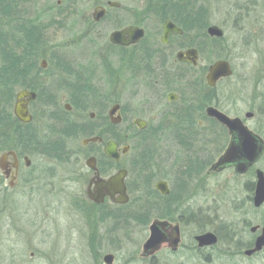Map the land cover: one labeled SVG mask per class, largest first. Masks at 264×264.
I'll return each mask as SVG.
<instances>
[{"label":"rangeland","instance_id":"1","mask_svg":"<svg viewBox=\"0 0 264 264\" xmlns=\"http://www.w3.org/2000/svg\"><path fill=\"white\" fill-rule=\"evenodd\" d=\"M107 1L21 0L20 3L24 10L32 14L45 27L46 55L49 53L61 55L60 57L66 59L74 71H77L79 67L83 68L86 76L90 74L88 78L95 86L97 94H101V98L85 100L82 107L77 105L74 108L71 107L70 119L87 122L90 118L89 113L92 112L94 117L91 122L93 125H102L98 133L107 136L110 134L107 111L111 104L117 102L123 108V121L116 125L114 133L121 136L125 143L131 144L126 138L130 139L132 130L127 132V129H130L129 126H132V120L135 117L147 120L152 129L160 124L171 128L173 118L164 120V115L161 116L165 110L167 115L171 109V105L166 101V93L169 90L175 91L181 97L184 85L190 84V93L186 91V97L191 99L190 103H199L203 100L199 88L206 84L207 69L205 67L223 56L224 47L221 40L216 43H206L204 52L199 57V66L194 71H186L182 77H177V74H181L183 70L167 71L162 68L161 70L165 73L163 78L165 84H163L159 77L161 70L157 65L146 67V64L139 65L138 63L141 62L135 60L133 67L127 66L125 62H120L118 57L125 56L118 53L113 55L112 53H116V50L111 53L107 45V37L111 30L126 26V23H133L144 24L147 28V38L145 43L140 45L141 47H148L150 37L153 42L149 48L159 47L158 20L153 18V15L146 14L142 0H110L119 2L120 8L109 9L106 20L92 22L91 14L94 7L100 4L105 5ZM191 6H193L192 11L199 10L205 14L208 24L222 25L225 6L223 0H195ZM146 17L148 18L144 23L143 20ZM198 41L201 40L198 39ZM149 72L153 73V76ZM153 79L159 80L158 85H154ZM18 89L16 87L13 92L11 111ZM253 92L254 88L250 86L244 91L242 99L231 103V106L225 110L230 117L236 115L240 118H244L246 111L254 112L252 117L244 119L251 130H255L260 121L255 106L249 98ZM63 95L64 92H59V98ZM59 102L63 104L65 101ZM191 119L199 126L211 129L207 133L200 131L202 134L199 138L200 142L195 144V150L198 148L200 151L198 155L200 161L205 162L207 158L210 161L215 160L225 147L227 137L225 138L219 126L207 120V117L202 118V114L198 111H194ZM166 127L158 134H152L150 131V143H145V148L140 150L145 152L144 156L146 152L149 156H153L152 166L159 161L156 163L159 167L164 165L170 169L177 161V164L183 167L187 159L181 148L177 146L171 132H165ZM84 137V135L71 137L68 140L69 149L58 154L55 149L53 150L51 157L58 160L59 167L52 179V184H47L45 187L47 192L28 197L21 193V188L14 187L7 189L6 194L0 197V264H103L101 254L108 250H112L115 256L112 264H146L140 251L144 240L145 224L153 215L146 213V216H142L144 220L131 216V214L137 215L134 211L138 208L139 202L135 201V192H139L140 189H133V203L127 206L129 209L126 213L118 212L116 215H109L105 214V210L100 211L91 205L83 194L86 187V181L84 182L82 178V173H85V162L79 156L87 153L85 148H80ZM131 151L135 154L139 150L134 148ZM34 157L51 158L40 156V154ZM178 157L182 163L179 162ZM127 158H131L130 154ZM132 158L135 157L132 156ZM256 167L264 172V152L257 164L242 174L236 173L233 168L219 173L210 171L206 173L204 166L200 168L198 165L197 169H190L191 177L185 182L186 191L190 192V196L193 195L194 206L203 209L208 207L207 212L210 215L208 227L220 233L221 241L213 252V260L210 264H264V248L257 257L247 258L243 255L222 253L226 251L223 247L235 249L233 244L220 246L227 241L232 242V237L228 238L232 236V232L226 227H222L221 230V224L263 225L264 204L254 208L251 202L253 192H250L246 186L251 181L255 182L254 168ZM205 170H208V167ZM143 175H146V172ZM134 177L133 173V181ZM166 177L169 186L177 187L174 173L169 171ZM156 180L157 178L153 180L152 187ZM4 184L7 185V181H4ZM51 185L52 188H50ZM132 196L133 194L131 198ZM96 237L100 247L95 244ZM113 239L115 242L111 245L109 242ZM248 239L247 235L239 244L244 245Z\"/></svg>","mask_w":264,"mask_h":264},{"label":"flooded vegetation","instance_id":"2","mask_svg":"<svg viewBox=\"0 0 264 264\" xmlns=\"http://www.w3.org/2000/svg\"><path fill=\"white\" fill-rule=\"evenodd\" d=\"M109 1L110 0H108L105 5L100 4L94 7L93 12L97 7L105 9L104 15L99 21L106 20L109 9L120 8L119 2H117V6H110L108 4ZM174 1H178L180 5L186 4L189 0ZM193 1L195 0H192V2ZM223 2L225 6L223 9V21L221 26L208 24L205 20V16L204 20L199 24L197 21H192L191 19L188 20L186 18L187 16L184 17L181 14L175 15L174 18H159L153 15L152 17L158 20L157 23H159V47L149 48V45L153 42L151 39L152 37L149 38V41H151L147 43L148 47H141L140 45L145 43L147 38V28L144 24L137 25L133 23H126V26L115 28L111 30L109 34L112 31L122 30L130 26L143 28V36L135 43L129 45L114 44L109 41L108 34L107 45L111 53L113 50H116V53H112L113 55L118 53V55L122 54L125 56L123 57L120 55L118 57H120L119 61L125 62L127 66L133 67L135 60H138L141 62L138 63L139 65L144 63L147 65L146 67L157 65L160 70L162 68L167 71L183 70L181 74H177V77H182L185 75L186 71H194L199 66L201 52L197 46L198 42L205 41L206 45V43L212 42L213 40H221L224 47L223 56L215 61H225L230 73L218 78L213 86H209L206 82L205 86L201 85L199 93L203 97V100L199 103L192 104L190 103L191 99L186 97V91L190 93V84L184 85L185 91L184 89L182 90L184 95L181 93V97L180 94L175 91L169 90L166 93V101L167 104L171 105V109L167 115H165V110L164 114L161 113V116L164 115V120L171 117L173 118V123L174 121L176 123L177 117L185 115L193 116L194 111H198L199 114H202V118L207 117V120L212 122L215 119L207 115L206 109L208 107L216 108L228 115V111L225 110L231 106V103L242 99L244 91L252 86L254 92L249 98L252 105L254 104L255 111L260 118V126L258 125V127L252 131L262 139L264 146V0H223ZM93 12L91 14L92 22L98 23L99 21L93 20ZM148 17L144 18L143 22ZM167 20L171 21L174 26L181 31H170L163 41V26ZM209 26H216L221 29L222 36H210L207 33V28ZM125 38L128 37L126 36ZM198 39L201 41H198ZM191 48H194L197 51V62L195 64L190 61L193 58L192 55L185 54L186 50ZM179 52L183 53L180 57H178ZM60 56L61 55L49 53V55L45 56L47 59L41 57L38 65H36L37 71H30L25 74L24 77L20 76L19 83L23 82L26 86H22L24 84L21 83L16 94L19 91L26 90L28 92H34L35 98L27 102V112L31 116L30 121L23 122L17 119L24 126H21L17 131L15 148L0 153V156L3 153H8L4 160L5 163L3 167H0V197H3L6 194L7 189H13L14 187L21 188V193L28 197H31L34 194L38 195V193L47 192L45 187L47 184H52V179L55 177V173L59 167V164H57L58 160L52 159L51 157L53 150L55 149L58 152H61L65 149H69L68 140L71 137L82 135L84 129H87L93 130L90 131L92 134L85 136L80 143V148H85L87 153L86 155H79L85 162V173H82V178L84 182L86 181V187L83 191L84 197H86L91 205L100 211L105 210V214L116 215L118 212L126 213L129 209L127 206L133 203L134 197L132 175L135 172L133 171V164H138L142 159L147 160L148 158L143 156V151H138L133 154L131 151L133 149L132 142L131 144H128L125 143V140L117 141L115 138H112L115 135L117 136V134L114 133L117 124L110 121L108 115L109 109L107 111V119L110 121L109 124H111L109 125L110 137L107 134V136H105L98 133V129H100L102 125H93L91 121L93 120L92 118L94 117V114L92 112L89 113L90 118L87 122H78L70 119L69 112L71 107L74 108L76 105L82 107L85 100L95 97L101 98V94H97L95 91V86L92 85L91 79L88 78L90 74H87L86 76L84 69L81 67H79L77 71H74V69H71L67 60ZM42 60L45 61L44 65L41 63ZM215 61L210 62L205 68L208 70L209 66ZM102 65L104 66V64ZM39 75H41V77H39ZM150 75L153 76V73ZM159 77H161V82L163 81V84H165V80L163 79L165 73L162 70ZM152 82H154V85H158L159 80L153 79ZM61 91L64 92V95L59 98V92ZM26 98V96L23 97V99ZM62 100L65 102L59 104V101ZM116 103L117 102H114L113 104ZM113 104H111V106ZM119 112L122 122L123 108H121V106ZM245 113L244 118H241L244 123L246 122L244 119H247ZM135 119L143 120L145 122L144 126L140 128L138 125L134 124ZM73 127H75V130L73 129L70 131ZM129 127L130 129H127V132H131L132 130L131 135L138 137V132H141L142 135L149 139V136H151L150 131H152V134H158V132L166 126L165 124H160V126L158 125L152 129L147 120L141 117H135L132 120V126ZM223 127L225 130L223 135H225V138L227 137V143L216 159L209 161V164L204 166V171H206V173H209L208 171L219 173L225 169H234L232 165L221 171H213L211 169V165L223 153L231 138L228 129L225 126ZM166 129L165 132H171V128L169 129L166 127ZM176 130L182 134H194L195 132H199L200 134V131H205L206 133L209 130L211 131V129L204 126H199L195 129L179 126ZM92 137H98L100 139L95 141L89 140L84 143V140H88ZM177 138L178 139L174 140L176 141L177 146L182 150V137L177 136ZM108 140H113L117 143V159L108 157L104 153V147ZM149 141H151V139H149ZM185 142L188 146L193 148L192 150L196 149L195 144L197 143L193 141V138H188ZM125 147L127 148L123 151ZM9 152H13V154ZM191 153L189 155H191ZM37 154L51 158L37 159L34 157ZM74 154L78 156L76 152H74ZM129 154L131 158H127ZM132 156L135 158H132ZM89 157L94 159V167L87 165V159ZM188 159L189 158H187L186 162H189ZM152 160H149L150 163ZM178 160L182 163V160ZM155 163H159V161ZM155 163L153 165H155ZM175 164H177V161ZM172 167L167 169L164 165H161L160 167L158 166L160 176L153 183L155 191L135 192V198H141V201L144 204L142 207L144 213L156 212L155 210H157V213H154L150 221L145 224L144 240L141 244L140 255L143 260L146 261V264H210L213 260V252L221 241L220 233L218 230L208 227L210 225L208 222L210 218V215H208L207 212L208 207L203 209L194 206V203H192L193 195L190 196V192L186 191L185 188L186 179L181 182V178L174 174L177 187H174V185H172L173 187L169 186L166 175L169 171L174 173ZM207 167L208 170H205ZM121 169L126 171L123 178L127 195L126 202L118 203L114 201L118 196L117 194L112 198L109 195H105L103 200L98 203L89 198L88 190L93 192L97 181L96 177L107 179ZM190 177L191 176H189V178ZM4 181H7V185L4 184ZM158 181L165 182L167 191L163 192L155 188V184ZM50 188H52V185ZM132 194L133 196L131 198ZM137 210L138 208L135 211ZM155 219L165 222V224L162 225L160 232L163 241L155 250H147L144 251V253H141L143 244L150 238V226ZM253 225L247 226L245 224L238 225L233 223L221 224V230L223 229L222 227H226L232 232V242L227 241L220 246L233 244L235 247V249L223 247L224 250L229 253L226 251H223L222 253L233 254L236 256L243 255L247 258H252L254 256L257 257L264 247L249 255L245 253L247 250L253 248L254 241L260 234V229L255 232L250 230ZM259 225L262 226L261 224ZM208 232L213 233L216 236V241L208 243L198 240V236ZM247 235L249 236L248 241L244 243V245L239 244ZM174 241L176 244L172 243ZM114 242L113 239L110 240L109 243L113 245ZM95 244L99 247L101 246L99 245L100 243L97 237ZM100 250L101 249L99 248V251ZM107 254L113 256V263L115 256L112 250H108V252L101 254V261L105 264L103 257Z\"/></svg>","mask_w":264,"mask_h":264},{"label":"trees","instance_id":"3","mask_svg":"<svg viewBox=\"0 0 264 264\" xmlns=\"http://www.w3.org/2000/svg\"><path fill=\"white\" fill-rule=\"evenodd\" d=\"M142 1L144 2L146 14H151L159 18H174L175 15L181 14L184 17L187 16L186 18L188 20L191 19L192 21H197L199 24L205 18V14L201 11H192L193 6L191 5L194 2H192V0L187 1L186 4L180 5L178 1L174 0ZM20 2L21 0H0V153L15 148L17 131L21 126H24L17 120L10 109L14 89L23 83H19L20 76L24 77L25 74L30 71H37L36 65H38L39 58L46 56L44 49L47 44L45 27L38 22L32 14H29L27 10H24ZM187 7L190 8L187 9ZM212 42L216 43L219 41L213 40ZM197 46L200 52L203 53L205 41L198 42ZM22 86H26V84ZM212 122L219 126L224 133L225 130L221 124L215 120ZM179 126L195 129L196 127H199V125L191 119L190 115H185L177 117L176 123L174 121L171 126V134L173 138L178 139L177 136L182 137V152L186 159L189 158V162L187 161L182 165L183 167H181V165L179 166V164H174L175 166L172 165L174 174L180 177L181 182H183L184 179L189 178L190 169H197V165L202 168L209 164L210 159L207 158L205 162L201 160V163L198 156L200 154L198 148L197 150H192L193 148L188 146L185 142L188 138H193V141L198 144L200 142V135L202 134H199V132H195L194 134H182L176 130ZM73 129L75 130V127L71 128L70 131ZM90 131L91 130L84 129L82 135L87 136L92 134ZM112 138H115L117 141L123 140L119 135H115ZM128 140L129 142H132L133 149L138 148L139 152L142 151L140 148H145V143L149 144L150 142L141 132H138V137L131 135ZM223 147L224 144L222 148ZM55 151L57 154L59 153L57 150ZM190 153L191 155H189ZM145 156L148 158L147 160L142 159L138 164H133V171L135 172V179L132 181L133 189H140L139 191H155L154 187H152V182L160 176L158 165L155 163V165L152 166L150 163L149 160H152L153 156H149L147 152ZM179 158L180 157H178V159ZM144 172H146V175H143ZM246 186L250 192H253L254 183L252 181L247 183ZM140 200L141 198L135 199V201L139 202L137 204L138 210L135 211L137 212V215L131 214V216L138 220H144L142 216H146V213L142 211L144 204ZM155 211L156 212H149L147 214H151L152 216L154 213H157V210ZM228 238H231V236Z\"/></svg>","mask_w":264,"mask_h":264},{"label":"water","instance_id":"4","mask_svg":"<svg viewBox=\"0 0 264 264\" xmlns=\"http://www.w3.org/2000/svg\"><path fill=\"white\" fill-rule=\"evenodd\" d=\"M108 4L110 6H117V2L109 1ZM105 12L104 8H95L93 12V20L99 21L101 17H103ZM170 31L180 32L181 30L176 28L174 24L167 20L163 26V37L164 41ZM144 30L143 28L130 26L128 28L122 30H115L109 34V41L114 44L121 45H129L131 43H135L140 37L143 36ZM207 33L210 36L221 37L222 31L216 26H209L207 28ZM128 38H125V37ZM186 55H192V61L194 64L197 62V51L194 48L188 49L185 52ZM183 53L179 52L178 57L182 56ZM42 65L45 64V61H41ZM230 73L228 65L223 60H217L212 63L205 75L206 82L209 86H213L218 78L223 77ZM27 97L23 99V97ZM35 98L34 92H28L26 90L19 91L15 95V102L13 105L12 112L14 116L23 122H28L31 119V116L27 112V102ZM120 106L118 103L113 104L108 111V115L110 121L114 124H119L122 120L120 112ZM206 113L208 116L213 117L220 124L225 126L230 135V141L227 144L223 153L219 156V158L211 165V169L213 171H221L222 169L233 166L234 170L238 174L245 173L249 168L257 163V161L261 158L264 152V146L262 139L255 134L239 117H230L223 112L219 111L216 108L208 107L206 109ZM253 116L252 112H246L245 117L250 118ZM134 124L138 125L142 128L145 124L143 120L135 119ZM100 139L98 137H92L88 140H84V143L87 141H95ZM127 147L123 149L125 151ZM13 154V152H9ZM104 153L111 158H118L117 154V143L113 140H108L104 147ZM8 153H3L0 156V167H3L4 160L7 157ZM94 159L89 157L87 159V165L94 167ZM126 174V171L121 169L117 171L115 174L109 176L107 179L97 178L95 183V188L93 192L88 190V196L95 202H101L105 195H109L111 198L117 194V198L114 201L118 203H124L127 201L126 188L123 182V178ZM255 182L254 189L252 195V204L255 208H259L264 204V172L256 167L254 169ZM155 188L159 191H167L165 182L158 181L155 184ZM165 224L164 221L153 220L150 226L151 235L150 238L145 242L142 246V252L144 251H153L157 248V246L163 241V237H161V227ZM260 229V234L256 237L254 241V246L252 249L247 250L245 253L247 255L259 251L264 247V225L260 226L259 224H255L251 226L250 230L255 232ZM199 241L203 242H214L216 241V236L213 233H205L201 236L197 237ZM176 244V242H172ZM113 260V256L111 254H107L103 257V261L105 264H111Z\"/></svg>","mask_w":264,"mask_h":264}]
</instances>
